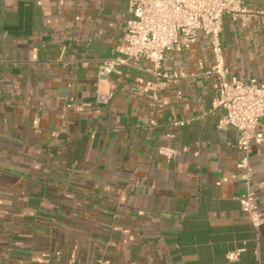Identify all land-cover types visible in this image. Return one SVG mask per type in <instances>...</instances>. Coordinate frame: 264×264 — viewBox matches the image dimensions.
<instances>
[{
    "label": "crops",
    "instance_id": "0c3cea01",
    "mask_svg": "<svg viewBox=\"0 0 264 264\" xmlns=\"http://www.w3.org/2000/svg\"><path fill=\"white\" fill-rule=\"evenodd\" d=\"M128 18L125 0H0V264H264L209 41L166 57L163 88L146 60L101 81ZM221 40L229 75L264 83V15L224 17ZM250 163L264 214V143Z\"/></svg>",
    "mask_w": 264,
    "mask_h": 264
},
{
    "label": "built area",
    "instance_id": "2783aa9c",
    "mask_svg": "<svg viewBox=\"0 0 264 264\" xmlns=\"http://www.w3.org/2000/svg\"><path fill=\"white\" fill-rule=\"evenodd\" d=\"M125 1L129 18L124 34L115 50L116 57L102 60L98 68L99 79L106 80L112 74L121 76L122 67L146 60L150 66L145 71L158 80V88H163L176 78L175 74L163 72L166 57L196 43L202 34L209 41L213 54V64L207 74L215 76L218 83L215 107L224 112L218 128L231 127L239 132L237 147L241 157L237 168L248 188L246 195L239 200L241 209L251 225L260 228L264 214L258 210L251 190L253 169L250 156L254 145L264 143V134L259 131L260 119L264 116V83L256 78L239 79L229 75L221 34L224 17L233 20L257 18L264 15V11L249 8L244 0ZM108 99L109 95L98 94V102ZM158 153L167 160L179 154L171 147L159 148ZM240 252L229 254L228 259L237 260ZM97 264L109 262L100 260Z\"/></svg>",
    "mask_w": 264,
    "mask_h": 264
}]
</instances>
